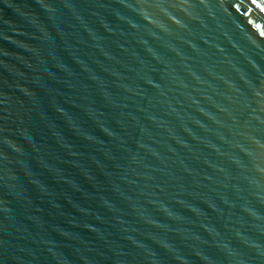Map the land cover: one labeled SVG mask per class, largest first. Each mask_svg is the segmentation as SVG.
<instances>
[{"label": "water", "instance_id": "obj_1", "mask_svg": "<svg viewBox=\"0 0 264 264\" xmlns=\"http://www.w3.org/2000/svg\"><path fill=\"white\" fill-rule=\"evenodd\" d=\"M0 264H264V0H0Z\"/></svg>", "mask_w": 264, "mask_h": 264}]
</instances>
